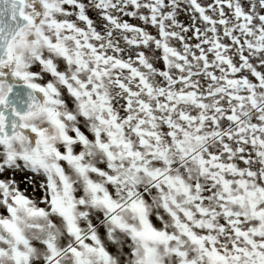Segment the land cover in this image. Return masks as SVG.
Wrapping results in <instances>:
<instances>
[{
  "label": "snow or ice",
  "instance_id": "obj_1",
  "mask_svg": "<svg viewBox=\"0 0 264 264\" xmlns=\"http://www.w3.org/2000/svg\"><path fill=\"white\" fill-rule=\"evenodd\" d=\"M0 264H264V0H0Z\"/></svg>",
  "mask_w": 264,
  "mask_h": 264
}]
</instances>
